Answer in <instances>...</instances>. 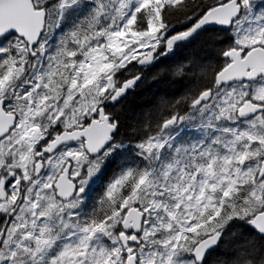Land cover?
Listing matches in <instances>:
<instances>
[{"label": "snow or ice", "instance_id": "1", "mask_svg": "<svg viewBox=\"0 0 264 264\" xmlns=\"http://www.w3.org/2000/svg\"><path fill=\"white\" fill-rule=\"evenodd\" d=\"M0 264H264V0H0Z\"/></svg>", "mask_w": 264, "mask_h": 264}]
</instances>
